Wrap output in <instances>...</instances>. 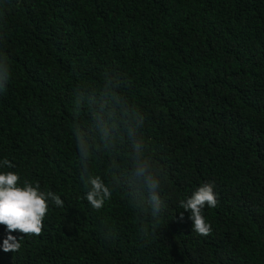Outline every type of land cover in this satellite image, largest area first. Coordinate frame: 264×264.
Instances as JSON below:
<instances>
[{
    "label": "trees",
    "instance_id": "obj_1",
    "mask_svg": "<svg viewBox=\"0 0 264 264\" xmlns=\"http://www.w3.org/2000/svg\"><path fill=\"white\" fill-rule=\"evenodd\" d=\"M0 56V171L64 202L0 264H264V0H0ZM203 183L207 235L181 204Z\"/></svg>",
    "mask_w": 264,
    "mask_h": 264
},
{
    "label": "clouds",
    "instance_id": "obj_2",
    "mask_svg": "<svg viewBox=\"0 0 264 264\" xmlns=\"http://www.w3.org/2000/svg\"><path fill=\"white\" fill-rule=\"evenodd\" d=\"M9 76L7 62L0 56V90L6 87ZM81 156L86 158L87 146L83 141H78ZM139 145L137 151L139 153ZM0 167L11 168L13 165L7 159L0 161ZM135 174L141 179L145 189V207L153 215H158L165 206L162 197L164 181L160 171L155 170L148 160L137 156ZM17 173L0 171V225L5 226L6 237L0 241V250L8 252L18 251L19 240L11 235L18 230L23 234H40L43 219L48 211L49 203L57 207L63 206V200L51 191L41 190L39 184L25 180L19 183ZM88 190L85 199L94 208H101L106 200L111 197L112 191L100 176L87 178ZM214 185L203 183L191 196L182 201L183 210L189 213L192 231L207 235L211 232L210 224L205 220L202 210L205 206L215 208L217 195Z\"/></svg>",
    "mask_w": 264,
    "mask_h": 264
}]
</instances>
